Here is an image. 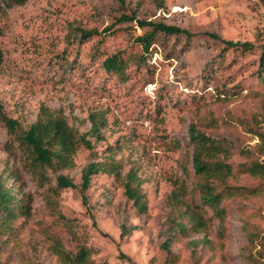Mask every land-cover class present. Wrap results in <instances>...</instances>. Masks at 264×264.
<instances>
[{"label":"rangeland","instance_id":"rangeland-1","mask_svg":"<svg viewBox=\"0 0 264 264\" xmlns=\"http://www.w3.org/2000/svg\"><path fill=\"white\" fill-rule=\"evenodd\" d=\"M123 15L175 25L192 35L157 33L143 53L135 38L147 27L117 21ZM0 28V105L19 124L9 135L0 123V175L28 210L0 231V264H60L48 249L53 237L70 250L85 244L102 264H165L163 243L175 255L173 264H247L243 220L264 236V186L257 195L223 199L222 224L210 209L197 206L205 228L192 230L184 210L195 208L199 199L188 127L195 123L228 140L232 153L220 158L234 170L248 160L242 149L250 150L252 159H264L259 59L264 0H28L1 4ZM78 28L99 33L81 39ZM209 33L253 47L226 48ZM118 51L126 60L122 78L102 65ZM42 107L64 116L90 140L91 148L80 147L70 167L39 170L19 144L18 136ZM91 112L104 118L102 139L89 131ZM110 160L122 176L133 170L141 180L143 213L127 200L121 182L106 173L92 178L82 203L81 170ZM57 175L71 178L77 188H58ZM262 182L245 174L228 179L246 188ZM178 222L186 230L180 231Z\"/></svg>","mask_w":264,"mask_h":264},{"label":"trees","instance_id":"trees-1","mask_svg":"<svg viewBox=\"0 0 264 264\" xmlns=\"http://www.w3.org/2000/svg\"><path fill=\"white\" fill-rule=\"evenodd\" d=\"M28 0H0L6 7L12 5H21ZM119 22L135 21L139 27H147V30L141 36H137L135 41L141 44L143 53L149 51V47L157 33L165 35H184L190 38L192 34L178 26L165 24L160 21L145 20L132 16H121L117 18ZM81 39L90 38L98 34L96 30H85L78 28ZM0 28V35H1ZM210 38L221 42L226 48H241L243 50L251 49L253 44L249 41H233L220 38L217 34H207ZM141 63H144V55L140 57ZM260 67H264V45L260 54ZM3 62V54L0 51V67ZM102 65L107 72H113L124 77L126 60L118 51L111 56L106 57ZM91 123L90 133L95 139H102L101 128L105 125L104 118L96 112L88 114ZM0 123L6 129L9 135H14L19 127L16 119L10 118L2 111L0 105ZM19 144L27 153L31 165L41 170L44 166L55 165L59 168H67L73 165V156L75 152L84 147L91 148L90 140L85 135L78 134L72 126L69 125L64 116L54 114L48 108L42 107L35 121L19 136ZM188 143L192 146L191 164L193 169V188L198 192L199 202L193 209L186 208L184 214L188 217L190 228L199 232L205 228L203 216L196 208L197 206L207 207L215 217L219 219L220 224L227 217L225 207L221 206L223 199L241 194L257 195L264 186V159L257 160L250 157V150L242 149L241 153L245 160L241 162L234 170L229 162L223 161L220 156L232 153V146L224 138L213 137L201 131L195 123H190L188 127ZM106 173L112 176L114 180H119L123 187V193L127 200L131 202L133 208L138 213L145 210V202L142 200V194L139 191L141 180L137 178L133 170L128 171L124 176L121 175L120 166L117 162L110 160L106 162H90L80 172V183L78 189L81 193L82 203H86L85 191L89 188L94 176ZM235 174H245L262 180L260 186L246 188L238 185L228 184V179ZM56 184L60 189L77 188L73 180L64 175L56 176ZM174 201L179 203V199L174 197ZM25 209V210H24ZM27 209L12 194L6 186L0 175V231L8 227V223L15 219L18 214L27 213ZM61 217V214H59ZM243 228L246 231V243L243 246L244 260L247 264H264V236L255 229H249V222L243 220ZM180 231L186 230L183 222L177 223ZM126 231L122 227L121 236ZM166 252L165 264H173L175 255L168 248L167 243L162 244ZM55 255L60 264H102L91 257V250L85 244H78L76 250L66 249L59 238L53 237L52 243L48 248ZM122 257L128 259L123 253Z\"/></svg>","mask_w":264,"mask_h":264}]
</instances>
